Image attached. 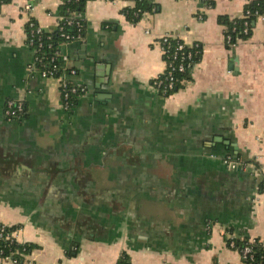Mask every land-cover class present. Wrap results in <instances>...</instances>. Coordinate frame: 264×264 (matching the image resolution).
I'll list each match as a JSON object with an SVG mask.
<instances>
[{
    "label": "crops",
    "instance_id": "crops-1",
    "mask_svg": "<svg viewBox=\"0 0 264 264\" xmlns=\"http://www.w3.org/2000/svg\"><path fill=\"white\" fill-rule=\"evenodd\" d=\"M148 1L136 22L124 11L137 0L87 1L85 40L60 47L87 89L69 110L26 32L30 19L55 29L61 0L0 6V222L35 246L0 264H117L123 251L132 264H242L226 228L264 238V17L230 46L219 17L254 0ZM164 34L202 50L167 95L153 86Z\"/></svg>",
    "mask_w": 264,
    "mask_h": 264
},
{
    "label": "built area",
    "instance_id": "built-area-1",
    "mask_svg": "<svg viewBox=\"0 0 264 264\" xmlns=\"http://www.w3.org/2000/svg\"><path fill=\"white\" fill-rule=\"evenodd\" d=\"M34 0H26L24 5L25 11H30L33 7ZM72 0H61V5L71 2ZM78 2L79 0H74ZM250 16V11L245 10L242 15L243 18ZM264 17L259 15L258 18ZM57 24L56 28L61 32L63 38L60 45L53 50L49 55L44 53L45 47L52 48L51 42V30L43 28L36 20L30 19L28 25L30 27L27 32L28 45L34 48L35 61L34 70L45 77L57 78L59 82V89L62 96L63 107L65 110L71 109L74 104V99L84 95L87 91L86 87L80 84L69 82L65 79V76L59 75V72L67 71L69 74H74L75 69L69 64V58L65 53L61 52V45L72 42H83L85 40L86 23L84 13L79 11H71L67 9V13H59L56 16ZM65 26L73 27V33L65 31ZM245 31L248 32L249 20L245 21ZM226 41L230 46H235L237 42H232L231 35L226 34ZM46 43L47 46H46ZM160 47L166 61V69L162 76L156 78L153 81V86L161 94H170L177 88L178 83H182L183 80L177 77L179 73H185L188 69L194 67L196 64L195 56L200 53L199 44H188L178 35L164 34L160 40ZM57 60L61 62V65L57 63ZM25 111V104L21 98H12L6 102L5 115L9 120L19 119ZM224 162L232 169L238 167L241 164L240 161L233 159L232 157L225 158ZM259 193L264 194V176L262 177L261 184L259 186ZM211 224L209 228H211ZM225 239L227 245L239 252L242 264H264V253L259 257L256 255L254 246L263 245L264 238H248L240 239L243 245L239 247L237 245V235L233 232L225 230ZM4 244H1V243ZM26 243L18 242L16 239V229L13 226H8L0 222V258L10 260L12 262H20L17 256H24V248L22 247ZM3 245L11 246V252L5 254ZM30 264V263H28Z\"/></svg>",
    "mask_w": 264,
    "mask_h": 264
},
{
    "label": "trees",
    "instance_id": "trees-1",
    "mask_svg": "<svg viewBox=\"0 0 264 264\" xmlns=\"http://www.w3.org/2000/svg\"><path fill=\"white\" fill-rule=\"evenodd\" d=\"M12 0H0V6L2 4L5 3H9ZM88 0H79L78 2L72 0L71 2H67L66 4L61 5L60 7V13L66 14L67 13V9H70L71 11H79L84 13L85 10V6ZM207 2V4L209 6L213 5V2L210 0L205 1ZM153 8V6L150 4V2L148 0H137V6L134 9H126L124 11L125 15L127 16V18L129 20H131L132 22H136L138 21L142 15L145 12L151 11ZM245 10L250 11V16L247 18H243V17H239V18H230L229 16L223 15L219 17V21L221 24H223L226 27V34L231 35V40L232 42H237L238 39L241 38H247L250 36L251 31L253 29V22H255L258 19L259 15H264V0H254L251 3H249ZM245 12V11H244ZM249 20V26H248V32H244L245 31V21ZM30 27L27 24L26 26V32H29ZM65 31L68 33H73L74 29L73 27L70 26H65ZM50 35L52 37L51 42L52 43V48H47L45 47L44 49V53H47V55L51 54L53 52V50H55V48H57L60 43L62 42L63 38L61 37V32L59 31L58 28H55L53 30L50 31ZM48 43H46L47 46ZM31 47V46H30ZM33 50L34 48L31 47ZM198 49H200V53H198L195 56V62L197 63L201 57L202 54V50L201 47H198ZM57 63L61 65V62L59 60H57ZM193 68V67H192ZM188 69L185 73H179L177 74V77L181 80H183L185 77H187L189 71L192 69ZM59 75H63L65 76V79H67L69 82H71L68 77H69V73L67 71H62L58 73ZM72 83V82H71ZM182 84L178 83L177 84V88L181 87ZM176 88V89H177ZM175 89V90H176ZM175 90H173L172 92H174ZM171 92V93H172ZM169 94V93H168ZM167 95V94H166ZM78 98L74 99V104L76 103ZM73 104V106H74ZM72 106V107H73ZM13 229H16V227H13ZM228 231L233 232L237 235V245L239 247H241L243 245V242L240 240L242 238V234L239 232L238 228L231 225L227 227ZM244 239H248V236H243ZM1 244H4L3 242ZM24 248L23 252L25 254L31 253V251L34 249V245L31 243H26L25 245L22 246ZM5 254H8L11 252V246H6L3 245ZM256 255L259 257L262 253H264V247L263 245H255L254 246ZM17 258L19 259V261L23 260V256H17ZM117 264H132L131 262V257L130 255L123 251L118 259Z\"/></svg>",
    "mask_w": 264,
    "mask_h": 264
}]
</instances>
